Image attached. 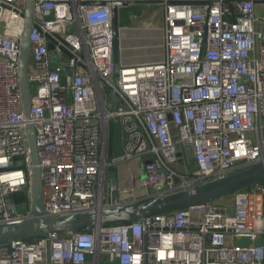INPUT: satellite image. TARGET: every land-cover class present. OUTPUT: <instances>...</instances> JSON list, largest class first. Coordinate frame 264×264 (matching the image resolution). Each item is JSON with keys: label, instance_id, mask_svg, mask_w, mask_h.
<instances>
[{"label": "built area", "instance_id": "built-area-1", "mask_svg": "<svg viewBox=\"0 0 264 264\" xmlns=\"http://www.w3.org/2000/svg\"><path fill=\"white\" fill-rule=\"evenodd\" d=\"M86 1L34 3L30 120L48 214L121 205L111 177L119 164L140 165L138 187L148 199L264 161V20L256 0L200 7L164 0L162 60L123 66L114 62L110 6ZM26 3L0 0V225L22 221L33 201L20 84ZM111 120L123 152L108 163ZM0 264H264V181L136 223L0 244Z\"/></svg>", "mask_w": 264, "mask_h": 264}, {"label": "water", "instance_id": "water-1", "mask_svg": "<svg viewBox=\"0 0 264 264\" xmlns=\"http://www.w3.org/2000/svg\"><path fill=\"white\" fill-rule=\"evenodd\" d=\"M35 0H27L25 12V30L22 41L20 59V84L23 96L25 116L28 122L27 129L33 175L31 179L32 206L29 214L19 223L0 225V244L10 248L21 240L48 238L55 233H76L84 230L103 227L118 223H136L143 219L205 206L216 200L231 197L238 191L254 187L264 181V161L234 173L214 179L191 189L176 192L157 198H148L132 203L121 204L116 207L73 213L67 216L56 217L46 212L44 207V185L39 165V155L36 145V136L33 123L30 120L31 98L28 84V65L30 58V30L33 21ZM164 0H90L83 3L85 7L110 6L113 20V47L114 62L118 65L121 51L120 10L133 5H162ZM170 5H190L193 7L205 6L211 1H175L168 0ZM264 42V29H263ZM51 50L53 47H50ZM113 109L117 110L118 101L112 98ZM114 120L109 122L107 161L112 163L114 158Z\"/></svg>", "mask_w": 264, "mask_h": 264}, {"label": "crops", "instance_id": "crops-1", "mask_svg": "<svg viewBox=\"0 0 264 264\" xmlns=\"http://www.w3.org/2000/svg\"><path fill=\"white\" fill-rule=\"evenodd\" d=\"M175 1H213V0H175ZM235 1V0H228ZM256 12L260 19L264 20V0H256ZM165 8V5L162 4ZM164 26V21H163ZM163 35V31H162ZM129 37V38H128ZM124 37L121 33V51H120V60L118 65H136L142 63H151L158 62L163 58V49H160V46H154V37L151 34V37L146 36L142 41L134 43L140 44L141 54L137 52L134 48H131L130 43L132 44V38L138 36H129ZM132 39V40H131ZM116 146V144H115ZM114 146V151L117 150V147ZM120 153L117 155L114 154V157H118L123 152V141L120 147ZM142 176L141 167L137 162L126 164H119L114 166L112 169V179L114 183H117L118 189L120 191L119 196L122 199V204L132 203L143 199L145 192L138 187V180Z\"/></svg>", "mask_w": 264, "mask_h": 264}, {"label": "rangeland", "instance_id": "rangeland-1", "mask_svg": "<svg viewBox=\"0 0 264 264\" xmlns=\"http://www.w3.org/2000/svg\"><path fill=\"white\" fill-rule=\"evenodd\" d=\"M165 13V8L163 5H133L120 10V25L122 29V35L128 37L129 35L138 36L132 38V44L130 47L134 48L140 54V44L134 43L135 41H142L144 38L154 37V46H160L163 49V17ZM129 38V37H128ZM116 133L114 139V146L117 150L114 154L120 153V147L122 143V136L120 133L119 126L115 125ZM106 139V148L108 142V136ZM141 200V199H139Z\"/></svg>", "mask_w": 264, "mask_h": 264}, {"label": "trees", "instance_id": "trees-1", "mask_svg": "<svg viewBox=\"0 0 264 264\" xmlns=\"http://www.w3.org/2000/svg\"><path fill=\"white\" fill-rule=\"evenodd\" d=\"M23 196H21V197H19L17 200H20V201H22L23 200Z\"/></svg>", "mask_w": 264, "mask_h": 264}]
</instances>
